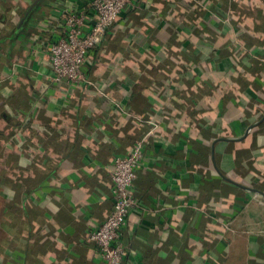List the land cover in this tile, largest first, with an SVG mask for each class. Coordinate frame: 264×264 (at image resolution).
Segmentation results:
<instances>
[{"label":"crops","instance_id":"crops-1","mask_svg":"<svg viewBox=\"0 0 264 264\" xmlns=\"http://www.w3.org/2000/svg\"><path fill=\"white\" fill-rule=\"evenodd\" d=\"M90 2L0 0V219L15 201L0 264H27L30 243L38 264H105L89 232L112 208L115 157L138 139L122 264H264V0H133L86 81L53 82L48 45L67 14L93 21ZM120 77L144 86L116 85L121 103L103 89ZM25 112L48 120L57 161L14 190L3 152Z\"/></svg>","mask_w":264,"mask_h":264},{"label":"built area","instance_id":"built-area-1","mask_svg":"<svg viewBox=\"0 0 264 264\" xmlns=\"http://www.w3.org/2000/svg\"><path fill=\"white\" fill-rule=\"evenodd\" d=\"M133 0H91L94 21L89 22L82 12H71L65 17L63 34L48 45L47 58L51 64V79L67 85L86 81L83 66L91 48L101 42L105 30L116 20L121 10ZM144 139L133 143L130 151L114 159L110 170L113 205L104 221L89 232L105 264H122L124 255L120 230L128 211L136 203L133 186L136 168L143 157Z\"/></svg>","mask_w":264,"mask_h":264},{"label":"trees","instance_id":"trees-1","mask_svg":"<svg viewBox=\"0 0 264 264\" xmlns=\"http://www.w3.org/2000/svg\"><path fill=\"white\" fill-rule=\"evenodd\" d=\"M120 16L116 17V20L110 25L114 26L115 24L119 23ZM196 20V18H193ZM94 21V20H93ZM110 28V27H108ZM107 28V29H108ZM107 29L105 30L103 36L105 35ZM99 46H95L91 48L89 51V67L92 68L94 66L95 58L99 55ZM138 63H131L130 66H136ZM184 67V65H182ZM134 68V67H133ZM89 69H85L83 66V72H88ZM184 72V71H183ZM171 77L167 75V77H164L161 79V83L164 84V86L169 85ZM134 80V79H133ZM160 80V79H159ZM140 82V81H139ZM138 81H130L128 82L125 78H113L109 83H103V89L109 92L112 97H115L118 102L121 103L122 98L118 97L119 95L115 94L113 92V88L116 87V85H123L125 89H131L133 91L132 94L135 95V92L140 90L142 84ZM150 82V80H149ZM157 83L159 81L157 80H151V83ZM148 81L146 80L144 85H147ZM144 87V86H142ZM61 89H66L64 87H61ZM118 92V91H117ZM121 99V100H120ZM161 105H156V103L153 105V107H158ZM152 110H154L152 108ZM140 113V111H138ZM143 112V111H141ZM146 111H144L145 113ZM151 116H153L151 114ZM151 116H146L148 118H151ZM26 117L28 118V121H23L22 124H20V128L16 130L15 133H11V136L13 138V146L7 147L3 152V157L7 162V169H8V177L5 181V184L10 186L12 189H18V187L21 185L23 181L30 182L31 188L35 186H39L44 182L46 179V175L50 172V158L52 161H57L56 157V147H49V137H48V120L42 117H39L38 115H27L26 112L22 114L20 117L22 120ZM27 134L31 138L26 139L24 138V135ZM40 166H44L41 168ZM243 185L250 186L254 185L255 181L252 182H245V180H242ZM13 203H15L14 200H11L10 202H7L5 204V211H3L4 218L0 219V242L3 241L7 237V233L9 231H12L14 225L10 220L8 219V208L13 207ZM3 205L1 203L0 198V207ZM1 213V212H0ZM1 217V216H0ZM11 217V216H10ZM4 219V220H3ZM211 234L208 233V235L204 236V239L210 238ZM24 257L26 259L27 264H38V260L43 261V253H41L39 245L36 243H30L28 244L23 250ZM124 257V255H123Z\"/></svg>","mask_w":264,"mask_h":264},{"label":"water","instance_id":"water-1","mask_svg":"<svg viewBox=\"0 0 264 264\" xmlns=\"http://www.w3.org/2000/svg\"><path fill=\"white\" fill-rule=\"evenodd\" d=\"M249 190H253V191H257L255 190L254 188L250 187ZM263 196H264V193L263 192H260Z\"/></svg>","mask_w":264,"mask_h":264}]
</instances>
